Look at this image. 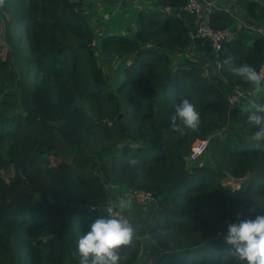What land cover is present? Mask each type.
<instances>
[{
    "label": "trees",
    "instance_id": "trees-1",
    "mask_svg": "<svg viewBox=\"0 0 264 264\" xmlns=\"http://www.w3.org/2000/svg\"><path fill=\"white\" fill-rule=\"evenodd\" d=\"M186 2L156 0L131 12L135 28L122 13L105 31L101 51L122 60L112 81L93 52L87 5L97 0H0L12 47L0 55V264H79V237L110 215L109 181L153 195L145 233L119 247L120 264H245L224 237L230 219L264 212V138L247 122L264 103L230 104L227 93L257 89L230 66L259 70L264 34L253 45L228 36L219 67L179 57L191 43ZM249 10L264 15L259 3ZM231 20L214 11L209 24ZM183 98L200 112L195 130L173 120ZM197 139L208 145L192 159Z\"/></svg>",
    "mask_w": 264,
    "mask_h": 264
},
{
    "label": "clouds",
    "instance_id": "clouds-1",
    "mask_svg": "<svg viewBox=\"0 0 264 264\" xmlns=\"http://www.w3.org/2000/svg\"><path fill=\"white\" fill-rule=\"evenodd\" d=\"M230 71L254 87L264 85V73L248 63L231 65ZM260 113H264V107L259 112L252 111L247 115L248 124L256 128L254 140L264 138V115ZM177 118L186 129L195 130L200 124V112L188 98H183L176 105L173 120ZM127 204L126 200H120L122 208ZM108 212L110 215L94 219L88 230L79 237V264H120L119 247L132 241L135 228L126 219L111 215V208ZM224 239L233 246L235 255L245 264H264V215L229 224Z\"/></svg>",
    "mask_w": 264,
    "mask_h": 264
},
{
    "label": "rangeland",
    "instance_id": "rangeland-1",
    "mask_svg": "<svg viewBox=\"0 0 264 264\" xmlns=\"http://www.w3.org/2000/svg\"><path fill=\"white\" fill-rule=\"evenodd\" d=\"M103 0H97V3L88 4L87 5V13L89 15V20L91 23V27L94 29L95 34L97 35L98 39L94 42V54L97 56L100 64L104 67L105 71L112 72L113 78L112 81H115L116 76L121 68L122 60L119 57L112 56L110 53L102 52L100 49V40L101 37L105 34V31L112 27L120 28L118 22L115 21V19L112 18V14H106L105 8L103 7L102 3ZM135 16V12L132 13V16ZM120 19L122 18L121 15H119ZM241 17L244 18V16L241 14ZM258 19L264 18V15H259L257 17ZM123 19V18H122ZM124 23L127 24L126 20H122ZM227 28H234L235 25H237V22L235 20H231L227 23ZM3 23L0 21V55L3 59H5L8 55H12V47L10 46V43L8 40H6L4 36V30H3ZM125 29V28H124ZM253 45V43H252ZM16 48V47H15ZM13 53H17L13 51ZM189 52H184L182 54H179V57H187ZM178 58V56L176 57ZM18 69H20L18 67ZM25 71V77L29 80L36 78L33 76L32 71H28L26 68ZM18 73V72H17ZM19 77H22V74L19 72ZM34 77V78H33ZM263 88H259L257 91L251 90V92L246 95L244 98L245 100L242 102H245L247 105L251 106H258L260 103H264V95L261 94V91ZM233 92L230 91L227 93V96L230 95ZM242 102L240 104H242ZM239 104V103H238ZM90 143L95 144L96 146H99L95 140H91ZM49 159L51 161V165L55 166L56 163L61 159L57 158L52 153L49 155ZM16 174V169L14 166H11L7 172H4V175L6 177L13 176ZM240 180L228 178L226 181L227 184L238 186ZM106 187L109 192V199H110V207H116V209L122 211L124 214H126L131 222L134 221L133 226L135 228V221L140 220L144 217L143 221H140L139 227L135 228V234L145 233V225H146V217L148 215H145L148 210L151 209L152 201H140L134 199L133 196V189L128 188L126 185L122 184L121 182H113L109 181L106 182ZM124 199L128 202L126 207L120 206V200ZM137 214H140V217H137ZM257 215H264V212L257 211V210H251L248 213H246L243 217L230 219V221L227 224V227L229 224L232 223H238L242 219H248V218H255ZM133 220V221H132ZM227 233V232H226Z\"/></svg>",
    "mask_w": 264,
    "mask_h": 264
},
{
    "label": "crops",
    "instance_id": "crops-1",
    "mask_svg": "<svg viewBox=\"0 0 264 264\" xmlns=\"http://www.w3.org/2000/svg\"><path fill=\"white\" fill-rule=\"evenodd\" d=\"M103 7L105 8L106 14H112V18L115 21H118L120 18L119 15L126 13L127 17H131L127 21V25L132 29L135 28L134 20L131 16L135 10L144 8L145 6L153 5L156 0H103ZM252 2L259 3L264 7V0H203V10L200 16H194L186 12L182 8V16L186 20L191 36L190 47L188 48L189 56L193 59H197L205 62V65L216 67L218 65L217 54L214 49L211 48L209 43L202 40L194 39L193 35L195 34L199 24H206L207 20L210 21V18L213 16V12L221 11L222 13H230L232 15V20L237 22V25L234 28H226L225 30L228 33L229 37L241 36L246 39L250 45H252L254 40V35L256 33L264 34V18L258 19L257 17L261 15L260 13L250 12L249 4ZM241 14L244 16L241 17ZM247 21H252L253 24H248ZM129 23V24H128ZM258 27L261 30H257ZM127 28V26H126ZM263 88L261 94L264 95V85L259 86ZM248 92H251L248 90ZM245 99H243L244 101Z\"/></svg>",
    "mask_w": 264,
    "mask_h": 264
},
{
    "label": "built area",
    "instance_id": "built-area-1",
    "mask_svg": "<svg viewBox=\"0 0 264 264\" xmlns=\"http://www.w3.org/2000/svg\"><path fill=\"white\" fill-rule=\"evenodd\" d=\"M183 9L194 16H200L203 10V0H187L186 4L183 6ZM209 22L210 21L207 20L206 24L204 23L199 24L195 34L193 35V38L202 40V43L209 41L215 53H218V51L222 47L223 41H225L228 38V33L226 30L223 29L212 28ZM258 71L264 73V60L262 61V64ZM248 93H249L248 90L237 87L233 89V92L230 95H228V101L230 104H238L243 101V99L246 97V95H248ZM207 145H208V140L197 139L192 145L191 158L192 159L199 158L202 155V153L207 149ZM133 196L134 199L137 200L138 202L140 201L146 202L148 200L151 201L153 200V195L148 190L134 189ZM109 208L112 209L111 215H116L118 216V218L126 219L127 221L132 223L130 218L122 211L116 209L114 206Z\"/></svg>",
    "mask_w": 264,
    "mask_h": 264
},
{
    "label": "water",
    "instance_id": "water-1",
    "mask_svg": "<svg viewBox=\"0 0 264 264\" xmlns=\"http://www.w3.org/2000/svg\"><path fill=\"white\" fill-rule=\"evenodd\" d=\"M260 28H262V27H258L257 30H261Z\"/></svg>",
    "mask_w": 264,
    "mask_h": 264
},
{
    "label": "bare ground",
    "instance_id": "bare-ground-1",
    "mask_svg": "<svg viewBox=\"0 0 264 264\" xmlns=\"http://www.w3.org/2000/svg\"><path fill=\"white\" fill-rule=\"evenodd\" d=\"M216 15V14H215ZM77 60V59H76Z\"/></svg>",
    "mask_w": 264,
    "mask_h": 264
}]
</instances>
